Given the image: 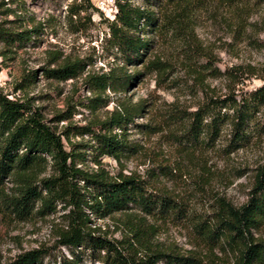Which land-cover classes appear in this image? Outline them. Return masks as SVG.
I'll use <instances>...</instances> for the list:
<instances>
[{"label":"trees","instance_id":"obj_1","mask_svg":"<svg viewBox=\"0 0 264 264\" xmlns=\"http://www.w3.org/2000/svg\"><path fill=\"white\" fill-rule=\"evenodd\" d=\"M143 1L137 4L132 0H113L114 17L105 19L107 43L120 54L123 63L85 73L83 84L95 91L87 106L106 105L110 99L107 90L116 93L140 77L143 71H129L126 64L131 63L134 68L136 62L143 64L152 41L147 35L150 26L159 27L170 20V9L173 13L177 8L187 12L201 0ZM155 6L161 9L160 15ZM236 7L243 11L247 5ZM33 30L36 28L11 31L0 27V37L20 41L29 38ZM261 44L264 47V42ZM190 54V61L196 64L195 54H202L206 63L200 66L214 77H224L227 91L206 94L194 109L175 110L171 117L180 125L172 137L189 151L215 147L223 138L220 149L230 153L264 134V61L221 69L206 51L193 48ZM59 55L56 51L51 62H56ZM158 62L152 59L144 68L158 69ZM84 68L82 59L65 58L53 66H41L40 71L46 77L65 80L77 77ZM203 70L197 69V74L202 75ZM253 75L262 82L251 88H236ZM36 78L37 69H28L16 81L15 88L30 85ZM143 105L121 101L97 121L67 123L58 130L32 104L31 96L9 97L0 88V215L27 220L33 215L55 213L59 204L63 210L52 224L53 245L22 250L0 264H78L87 249L100 264H264V163L254 168L243 202L236 205L219 195L213 216L195 221L199 241L208 250L206 255L197 249L180 252L153 244L155 225L148 222V216L181 218L187 212L181 201L149 189L148 181L135 171H124L123 159L139 148L128 136L129 123ZM64 117L59 113L55 120ZM71 134H89V138L72 140ZM88 148L96 167L86 163ZM105 155L115 158L119 167L108 169L102 161ZM47 167V174H36L35 170ZM7 180L15 183L9 190ZM114 213H120L116 220L120 237L107 236L96 222ZM52 246H66L68 254H51ZM46 256L49 260L44 263Z\"/></svg>","mask_w":264,"mask_h":264},{"label":"rangeland","instance_id":"obj_2","mask_svg":"<svg viewBox=\"0 0 264 264\" xmlns=\"http://www.w3.org/2000/svg\"><path fill=\"white\" fill-rule=\"evenodd\" d=\"M132 1L144 3L143 0ZM244 4L247 5L245 10L237 9V5ZM154 9L160 15L159 6ZM114 12L113 0H0L1 28L11 31L36 28L29 38L20 41L0 37V88L9 97L31 96L32 104L38 106L45 119L58 130L67 123L97 121L121 101L143 102L127 130L129 138L139 148L123 159L124 171H135L148 181L149 189L165 192L181 201L187 212V216L181 218L148 216V222L155 225L153 244L180 252L197 249L206 255L208 250L199 241L194 223L197 218L213 216L219 195L236 205L246 199L254 168L264 163V134L230 153L220 149L223 138L215 147L189 151L172 137L180 124L171 115L177 109H194L206 94L227 91L224 77H214L200 66L206 63L202 54H195L197 64L190 61L193 48L209 53L221 69L232 64L264 61L261 44L264 42V0H201L187 12L177 8L173 13L170 9L171 19L159 27L150 26L147 32L152 41L143 64L136 62V68L131 63L126 64L129 71H143L140 77L116 93L107 90L110 95L107 104L91 108L87 106L88 99L95 91L83 84L85 73L123 63L120 54L107 43L105 19H112ZM56 51L60 52L56 62L80 58L85 62L84 71L65 80L46 77L40 67L53 66L56 62L51 59ZM152 59L159 61V68H144ZM196 68L204 73L197 74ZM28 69H37L35 82L16 89V81ZM261 82L253 75L244 78L236 88H251ZM59 113L65 117L56 121ZM142 123L151 127L147 129L140 125ZM88 138L89 134H71L72 140L87 141ZM88 151L86 163L96 167L91 160L92 151ZM102 161L111 171L119 167L111 156H102ZM35 171L42 176L50 169ZM5 184L8 190L15 185L12 180ZM59 206L55 213L33 215L27 220L0 215V263L9 261L22 250L53 245L52 224L63 212ZM119 215L114 213L96 220L101 229L107 231V236L120 237L121 232L116 229ZM50 253L67 255L68 249L52 246ZM47 260L49 256L44 258V263ZM78 264L100 262L87 249Z\"/></svg>","mask_w":264,"mask_h":264}]
</instances>
